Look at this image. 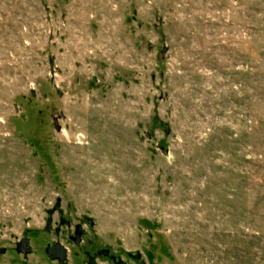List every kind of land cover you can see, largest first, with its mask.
Here are the masks:
<instances>
[{"label": "rangeland", "instance_id": "obj_1", "mask_svg": "<svg viewBox=\"0 0 264 264\" xmlns=\"http://www.w3.org/2000/svg\"><path fill=\"white\" fill-rule=\"evenodd\" d=\"M58 243L264 264V0H0V264Z\"/></svg>", "mask_w": 264, "mask_h": 264}, {"label": "water", "instance_id": "obj_2", "mask_svg": "<svg viewBox=\"0 0 264 264\" xmlns=\"http://www.w3.org/2000/svg\"><path fill=\"white\" fill-rule=\"evenodd\" d=\"M77 242H78V240H77ZM5 250L6 249L4 247L0 248L1 253H4ZM15 250L17 252L22 253L24 256H26L28 253H30L31 249L28 246V239L26 237H23L21 242H19L16 245ZM45 253L51 260H57L59 264H63L64 261L67 259V249L65 246H63L60 243L55 244L51 247H48L45 250Z\"/></svg>", "mask_w": 264, "mask_h": 264}]
</instances>
